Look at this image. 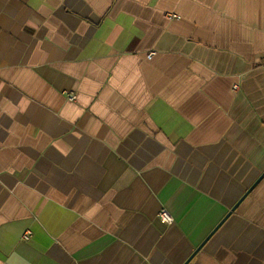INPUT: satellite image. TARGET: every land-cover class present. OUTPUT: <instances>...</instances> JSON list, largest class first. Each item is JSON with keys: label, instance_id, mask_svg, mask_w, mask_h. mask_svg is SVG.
<instances>
[{"label": "crops", "instance_id": "crops-1", "mask_svg": "<svg viewBox=\"0 0 264 264\" xmlns=\"http://www.w3.org/2000/svg\"><path fill=\"white\" fill-rule=\"evenodd\" d=\"M263 58L264 0H0V264H264Z\"/></svg>", "mask_w": 264, "mask_h": 264}, {"label": "built area", "instance_id": "built-area-1", "mask_svg": "<svg viewBox=\"0 0 264 264\" xmlns=\"http://www.w3.org/2000/svg\"><path fill=\"white\" fill-rule=\"evenodd\" d=\"M169 18H177V16L176 15H169ZM152 57H153V52L149 53V55L147 56V59L151 60ZM261 64L264 66V58H263ZM234 89L236 90L237 86H235ZM68 99H69V101H74L75 97L73 95H70ZM157 217H158L159 221L164 225H171L173 223V218H172L171 214L165 208L160 209ZM28 237H29V233L24 235L23 240H27Z\"/></svg>", "mask_w": 264, "mask_h": 264}]
</instances>
